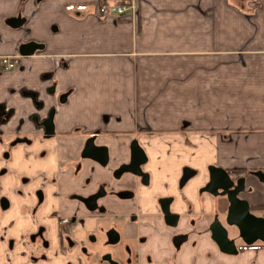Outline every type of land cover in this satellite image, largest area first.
<instances>
[{"label": "crops", "instance_id": "obj_1", "mask_svg": "<svg viewBox=\"0 0 264 264\" xmlns=\"http://www.w3.org/2000/svg\"><path fill=\"white\" fill-rule=\"evenodd\" d=\"M41 1L50 8L39 12L34 4ZM102 1L0 0V53H13L26 36L41 41L39 31L28 35L2 23L18 12L30 22L45 14L56 30L42 49L19 58L20 69L0 74V87L50 72L59 89H71L56 117L58 140L76 144L100 129L96 141L116 156L111 165L126 161L135 138L148 156L150 183L139 185L132 199L116 200L133 211L174 192L181 165L198 171L182 189L188 199L208 164L264 172V0H132L134 12L119 15L100 10ZM183 204L177 196L172 207ZM201 242L193 249L197 264H232L215 247L206 262ZM185 256L176 263L188 264ZM239 260L234 264L251 258ZM257 261L264 264V255Z\"/></svg>", "mask_w": 264, "mask_h": 264}, {"label": "flooded vegetation", "instance_id": "obj_2", "mask_svg": "<svg viewBox=\"0 0 264 264\" xmlns=\"http://www.w3.org/2000/svg\"><path fill=\"white\" fill-rule=\"evenodd\" d=\"M16 16L20 18L19 14L6 17L2 23L13 28L26 23L22 18L21 24L11 25ZM28 40L33 39H21L11 54L0 53V74L20 69V57L42 49L43 43L30 54H20V44ZM20 78L0 87V264H156L154 255L167 258L160 264H177L176 257L182 255L190 257L188 264H197L193 249L198 239L205 245L206 262L213 259L215 247L233 257L232 264L246 255L251 258L249 264H259L264 240L254 236L245 242L226 215L227 190L237 187L235 196L246 201L248 211L264 218L261 169L224 168L230 184L205 190L207 169L188 199L182 189L198 171L181 165L174 181L176 192L157 195L149 209L133 211L116 200L132 199L139 185L150 183V172L144 167L148 156L139 142L133 138L144 153L136 173L122 169L129 161L135 165L139 160L137 154L131 156L133 139L126 161L113 165L112 149L96 141L100 129L76 144L58 140L56 117L71 89H59L50 72L41 73L35 81L30 76L29 83ZM183 169L189 175L181 181ZM120 182L133 187L120 188ZM177 196L184 200L180 210L172 207ZM215 221L225 229L231 246L217 245L212 236Z\"/></svg>", "mask_w": 264, "mask_h": 264}, {"label": "water", "instance_id": "obj_3", "mask_svg": "<svg viewBox=\"0 0 264 264\" xmlns=\"http://www.w3.org/2000/svg\"><path fill=\"white\" fill-rule=\"evenodd\" d=\"M12 22L11 25L15 26L21 24L22 18L18 16L12 18L10 20ZM42 43L36 42L33 40L24 41L19 46L20 54H30L35 49L41 48ZM131 156L135 157L137 154L139 156V160H136L132 165V161L123 165V170H128L132 172L139 173V163L144 159V153L140 146L137 144L136 140L133 139L130 143ZM142 157V158H140ZM130 163V164H129ZM208 169V180L204 185V189L207 188H226L227 185L230 184V179L227 176L226 170L223 167L209 164L207 166ZM187 169H183V175L181 177V181L185 179L189 173H185ZM240 188V187H239ZM210 190V189H209ZM237 187H233L227 190V197L229 201L228 211L226 215V221L228 223H233L238 228L239 235L243 238L245 242L251 241V238L254 236H258L264 240V218L261 216H256L248 211L246 201L243 199H239L235 196ZM215 231L212 234L214 236V240L217 245L222 249L226 248V246H231L232 243L230 239L226 237L225 229L218 223V221L214 222ZM246 236L250 238H246Z\"/></svg>", "mask_w": 264, "mask_h": 264}, {"label": "rangeland", "instance_id": "obj_4", "mask_svg": "<svg viewBox=\"0 0 264 264\" xmlns=\"http://www.w3.org/2000/svg\"><path fill=\"white\" fill-rule=\"evenodd\" d=\"M36 4L39 5V6L37 5V7H39L38 9L39 12L42 10H47V8H50L49 4L45 3L44 1L43 2L41 1L40 3H35L34 5L36 6ZM31 9H32L31 6L29 8L26 7V10L28 13ZM30 13H32V11ZM30 13L27 16V19H29L33 15ZM17 14H19V12ZM53 25H54L53 22L47 19L45 14H39V15L34 14L33 20L31 22L29 20H26V23L20 25V27H23L21 28L22 33H28V35L32 33V30L35 31L36 33L39 31L38 32L39 35L37 36L38 38H40L41 40L40 42L43 43L44 45L56 33V30H53ZM3 40H4V37H3Z\"/></svg>", "mask_w": 264, "mask_h": 264}, {"label": "built area", "instance_id": "obj_5", "mask_svg": "<svg viewBox=\"0 0 264 264\" xmlns=\"http://www.w3.org/2000/svg\"><path fill=\"white\" fill-rule=\"evenodd\" d=\"M100 10H102L105 13L113 14V15H119L127 10H131L134 12L135 9V2L134 1H123L120 3H115L112 1H102L99 4Z\"/></svg>", "mask_w": 264, "mask_h": 264}]
</instances>
